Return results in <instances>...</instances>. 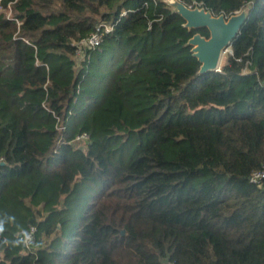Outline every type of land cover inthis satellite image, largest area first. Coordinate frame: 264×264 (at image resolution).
I'll return each instance as SVG.
<instances>
[{
    "label": "trees",
    "instance_id": "trees-1",
    "mask_svg": "<svg viewBox=\"0 0 264 264\" xmlns=\"http://www.w3.org/2000/svg\"><path fill=\"white\" fill-rule=\"evenodd\" d=\"M180 1L249 7L219 71L163 0H0V264H264V0Z\"/></svg>",
    "mask_w": 264,
    "mask_h": 264
},
{
    "label": "water",
    "instance_id": "water-1",
    "mask_svg": "<svg viewBox=\"0 0 264 264\" xmlns=\"http://www.w3.org/2000/svg\"><path fill=\"white\" fill-rule=\"evenodd\" d=\"M173 1L172 5L168 0H163L171 12L184 20L182 26L187 31L204 27L209 33L204 36L196 31L186 42L191 46V55L200 63L198 74L219 71L222 55L230 48L232 40L246 21L249 7L245 6L240 11L225 16L223 13L214 15L203 6L189 7L180 0Z\"/></svg>",
    "mask_w": 264,
    "mask_h": 264
},
{
    "label": "built area",
    "instance_id": "built-area-1",
    "mask_svg": "<svg viewBox=\"0 0 264 264\" xmlns=\"http://www.w3.org/2000/svg\"><path fill=\"white\" fill-rule=\"evenodd\" d=\"M110 27H106L104 31H108ZM100 30L97 28V31L93 32L87 39L83 40L82 43L85 44V46L95 47L99 43L100 40V33H98ZM80 49H77V53H80ZM86 137L84 134L77 136L76 138H82ZM248 182L251 184H254L257 187H261L264 183V164L261 165L260 168L254 169L250 172L248 176ZM35 233V227L30 226L26 230L20 231L17 235L22 240V242L28 246L34 238Z\"/></svg>",
    "mask_w": 264,
    "mask_h": 264
},
{
    "label": "rangeland",
    "instance_id": "rangeland-1",
    "mask_svg": "<svg viewBox=\"0 0 264 264\" xmlns=\"http://www.w3.org/2000/svg\"><path fill=\"white\" fill-rule=\"evenodd\" d=\"M169 2V0H168ZM230 49H228L226 52H228ZM226 52L223 53L222 58H221V63L220 65L224 64L226 62ZM76 58L79 60V63L81 62V60L83 59V57L81 58V56H76ZM99 190V184H96L95 186H93V188L90 190L92 194H96ZM164 264H168L166 261H164Z\"/></svg>",
    "mask_w": 264,
    "mask_h": 264
},
{
    "label": "bare ground",
    "instance_id": "bare-ground-1",
    "mask_svg": "<svg viewBox=\"0 0 264 264\" xmlns=\"http://www.w3.org/2000/svg\"><path fill=\"white\" fill-rule=\"evenodd\" d=\"M169 2L173 5L174 1L173 0H169ZM180 11L182 10L181 8L179 9Z\"/></svg>",
    "mask_w": 264,
    "mask_h": 264
},
{
    "label": "clouds",
    "instance_id": "clouds-1",
    "mask_svg": "<svg viewBox=\"0 0 264 264\" xmlns=\"http://www.w3.org/2000/svg\"><path fill=\"white\" fill-rule=\"evenodd\" d=\"M230 51V50H229Z\"/></svg>",
    "mask_w": 264,
    "mask_h": 264
}]
</instances>
